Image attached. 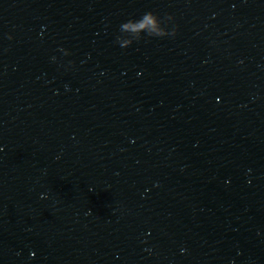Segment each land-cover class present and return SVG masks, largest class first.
I'll list each match as a JSON object with an SVG mask.
<instances>
[{"label": "water", "instance_id": "water-1", "mask_svg": "<svg viewBox=\"0 0 264 264\" xmlns=\"http://www.w3.org/2000/svg\"><path fill=\"white\" fill-rule=\"evenodd\" d=\"M0 264H264V0H0Z\"/></svg>", "mask_w": 264, "mask_h": 264}, {"label": "clouds", "instance_id": "clouds-1", "mask_svg": "<svg viewBox=\"0 0 264 264\" xmlns=\"http://www.w3.org/2000/svg\"><path fill=\"white\" fill-rule=\"evenodd\" d=\"M171 17H166L165 21ZM163 22L153 12L144 13L139 20H129L121 25V30L135 34L131 37V43L140 41L141 34L146 33L149 37L163 38L169 35H175V31L169 33L163 28ZM129 45V46H130Z\"/></svg>", "mask_w": 264, "mask_h": 264}]
</instances>
